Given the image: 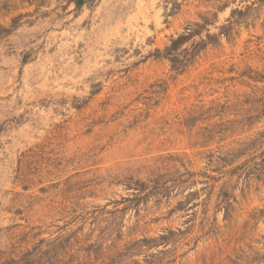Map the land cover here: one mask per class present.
Masks as SVG:
<instances>
[{
	"label": "rangeland",
	"instance_id": "1",
	"mask_svg": "<svg viewBox=\"0 0 264 264\" xmlns=\"http://www.w3.org/2000/svg\"><path fill=\"white\" fill-rule=\"evenodd\" d=\"M18 15L0 264H264V0H0Z\"/></svg>",
	"mask_w": 264,
	"mask_h": 264
},
{
	"label": "trees",
	"instance_id": "2",
	"mask_svg": "<svg viewBox=\"0 0 264 264\" xmlns=\"http://www.w3.org/2000/svg\"><path fill=\"white\" fill-rule=\"evenodd\" d=\"M72 1L75 3L76 8H81L85 3V0H72ZM7 6H8L7 4H4L2 6V8L7 10L8 9ZM20 17H21V15L12 17L11 18V24L9 27L0 25V38L3 37V35H5L6 33H8L10 30H12L15 26L18 25ZM192 35H193V33L191 31V28L185 27L184 33L181 34L178 37V39H173V44L171 46H169L167 49L168 50H174L177 42L186 41L189 38V36H192ZM170 231L171 232H169L168 234H161L157 238H145V239H141V241L151 243L149 245H153V244L156 245V243H155L156 241H162L163 244H165L167 239L169 238V235L176 233V232H172V230H170Z\"/></svg>",
	"mask_w": 264,
	"mask_h": 264
}]
</instances>
